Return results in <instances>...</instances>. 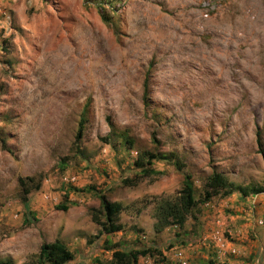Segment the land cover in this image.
<instances>
[{
  "label": "rangeland",
  "instance_id": "1",
  "mask_svg": "<svg viewBox=\"0 0 264 264\" xmlns=\"http://www.w3.org/2000/svg\"><path fill=\"white\" fill-rule=\"evenodd\" d=\"M1 138L0 259L29 264L57 238L65 264L113 247L159 251L135 264H264V192L212 197L156 232L152 208L182 174L154 161L121 183L138 152L175 151L195 197L212 167L264 185V0H0ZM25 176L39 187L22 201ZM97 192L122 205L120 230L97 235Z\"/></svg>",
  "mask_w": 264,
  "mask_h": 264
},
{
  "label": "trees",
  "instance_id": "2",
  "mask_svg": "<svg viewBox=\"0 0 264 264\" xmlns=\"http://www.w3.org/2000/svg\"><path fill=\"white\" fill-rule=\"evenodd\" d=\"M114 0H98L100 3L112 4ZM99 15L103 21H107L103 9V5L99 4ZM144 92L147 90V83L144 80ZM147 92V91H146ZM145 93L143 99L145 100ZM85 124V110L82 109L73 138V146L76 153L80 152L79 143L82 137ZM128 139V138H127ZM126 138L122 140L127 144ZM152 143L155 145L158 140L155 133L151 134ZM1 146L4 141L0 139ZM154 161H166L170 163L175 170L182 174L181 186L173 197L166 196L158 199L153 206V215L155 218L154 230L157 232L161 228L168 225H175L181 228L188 217L194 218V209L197 205L210 200L212 197H225L233 191H237L241 196L248 194H256L264 192L263 186H245L235 184L229 180L221 171H217L212 167L211 171L205 176L202 182L201 193L195 197L192 179L189 173L184 171L185 163L175 151L167 152H148L140 151L135 155L132 162L137 171L131 177H125L121 183L124 185H135L140 179L153 175L156 171L151 167ZM63 163V162H61ZM62 169V168H61ZM32 177H18L17 182L20 187L21 199L25 201V196L31 191L39 187V179L33 181ZM98 198L97 210H91L92 221L99 226V233H113L122 228L120 222L117 221L118 213L122 209V205L116 201L108 200L101 192H97ZM56 209L66 210V205L57 204ZM159 254V251L153 247L134 248L129 250H121L113 247L110 251L109 258L102 264H135L139 257H152ZM73 252L59 239L50 242H41L38 246L35 258L29 264H65L72 260ZM0 264H11L8 259H0Z\"/></svg>",
  "mask_w": 264,
  "mask_h": 264
},
{
  "label": "built area",
  "instance_id": "3",
  "mask_svg": "<svg viewBox=\"0 0 264 264\" xmlns=\"http://www.w3.org/2000/svg\"><path fill=\"white\" fill-rule=\"evenodd\" d=\"M180 264H185V263H184V261L182 260V261H180Z\"/></svg>",
  "mask_w": 264,
  "mask_h": 264
}]
</instances>
